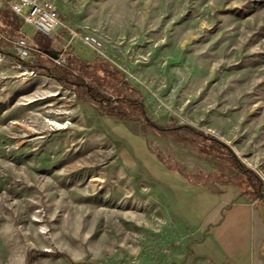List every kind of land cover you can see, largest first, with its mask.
<instances>
[{
  "label": "rangeland",
  "instance_id": "1",
  "mask_svg": "<svg viewBox=\"0 0 264 264\" xmlns=\"http://www.w3.org/2000/svg\"><path fill=\"white\" fill-rule=\"evenodd\" d=\"M53 1L62 25L50 35L20 27L40 51L23 60L43 68L0 52V264H218L195 256L194 204L173 186L220 171L181 140L199 142L191 133L159 128L185 124L223 142L255 189L241 170L229 181L264 199V0ZM66 27L97 35L122 59L112 63L120 81L97 90L137 96L153 125L133 107L108 115L81 83L45 73L70 56L81 68L104 58L69 42ZM57 53L59 63L45 55Z\"/></svg>",
  "mask_w": 264,
  "mask_h": 264
},
{
  "label": "crops",
  "instance_id": "2",
  "mask_svg": "<svg viewBox=\"0 0 264 264\" xmlns=\"http://www.w3.org/2000/svg\"><path fill=\"white\" fill-rule=\"evenodd\" d=\"M149 163L159 170L155 161L149 159ZM191 187L181 183L173 186L177 193L188 191L187 204H194L196 224L201 228L195 256L201 260L218 256V264H264V206H259L264 199L248 198L234 185L220 192L195 184Z\"/></svg>",
  "mask_w": 264,
  "mask_h": 264
},
{
  "label": "trees",
  "instance_id": "3",
  "mask_svg": "<svg viewBox=\"0 0 264 264\" xmlns=\"http://www.w3.org/2000/svg\"><path fill=\"white\" fill-rule=\"evenodd\" d=\"M21 22V18L14 12H12L8 6H0V32L9 34L11 36L21 35L23 37H27L25 33H22V31L20 30ZM4 45L5 42L0 37V52L5 54V56H11L8 52L3 49ZM43 46L47 47L48 45L43 44ZM70 60H72V63H69ZM70 60L67 59L68 65L65 66H49L48 68H46V70L44 69L45 73L56 77L62 85H69V83L74 82L81 83L80 85L84 87L85 93H87L91 98L97 101L98 105H101L105 109H107L108 115L118 116L119 114H123L122 112H119L117 110V106L119 107L120 105L126 107H133L135 110H137L138 114L143 117L144 121H146L150 125L152 124L150 119L144 113V107L142 105V102L137 96H134V98H130V95L129 97L124 96V91L120 89L117 93L121 94L122 96L108 97L103 93L106 89H104L103 92L97 90L98 87L102 88V85L104 88H112L113 85L116 84L117 80L120 81L119 77L122 75L120 70L111 67L106 61L99 58L91 62H84L82 64V68L75 58L70 56ZM19 61L23 62L28 66H31V69L43 68L42 66L29 63L25 60ZM112 72L114 74V77L113 79L109 80L110 76H108V74H112ZM87 78L93 81L95 80V86L91 83H88L87 85V83L84 82ZM123 84V87L128 88L129 92L136 93L138 95V90L133 86H130L127 81L124 80ZM162 129L169 130L170 132L175 134H178L180 130L191 133L194 136V139H198V141H200H193V138H188L186 136H181V140H184L191 144H195L196 150L202 153L203 155H201L203 157L212 158V165L215 167V169L220 171V173H217V175L213 177V180L210 179L212 178V175H214V170L212 172H198L194 175L187 176L190 179V182H192L193 184L205 186L207 183H209L210 185L214 186V188L212 189L214 192H220L222 191V186H225L227 184L235 185L234 182L229 181V179L233 178L234 176L237 177L238 172L236 170H241L246 173L243 175L246 177L245 181L247 182V187L255 189V183L252 180L253 177L250 174V171L248 169L241 168L242 165L240 166V163L236 159L235 155L232 153L231 149L226 146L223 142L219 141L218 139L214 138L212 135L206 132L198 131L193 127L185 124L173 125L166 128H159V130ZM221 177L225 178L222 180L215 179H219ZM206 180H208L209 182L205 183ZM247 189L248 188H245L244 191H247ZM48 254L50 253L48 252ZM31 255L32 254L30 253V256Z\"/></svg>",
  "mask_w": 264,
  "mask_h": 264
},
{
  "label": "built area",
  "instance_id": "4",
  "mask_svg": "<svg viewBox=\"0 0 264 264\" xmlns=\"http://www.w3.org/2000/svg\"><path fill=\"white\" fill-rule=\"evenodd\" d=\"M0 3L8 6L12 12L21 18L23 23L32 25L40 34L50 35L58 26L62 25L53 0H0ZM66 28L69 33V42L77 38L91 47L97 54L103 55V59L110 62L111 65L115 63L116 67L121 68L119 63L122 59L116 57L115 60H112V57H108L105 54L103 41L97 35ZM0 37L9 44L11 54L19 60L28 58L32 53L40 52L36 46L29 43L21 35L10 37L0 32ZM45 55L56 63L64 59L62 53H57L55 56L52 54Z\"/></svg>",
  "mask_w": 264,
  "mask_h": 264
}]
</instances>
